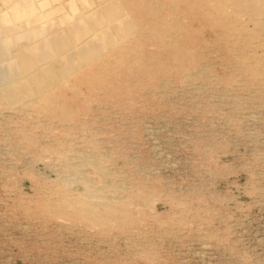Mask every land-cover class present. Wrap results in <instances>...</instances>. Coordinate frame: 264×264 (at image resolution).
<instances>
[{"label":"rangeland","instance_id":"obj_1","mask_svg":"<svg viewBox=\"0 0 264 264\" xmlns=\"http://www.w3.org/2000/svg\"><path fill=\"white\" fill-rule=\"evenodd\" d=\"M0 1L60 29L0 81V264H264V0H105L99 56L63 28L99 0ZM31 49L85 65L36 102Z\"/></svg>","mask_w":264,"mask_h":264},{"label":"bare ground","instance_id":"obj_2","mask_svg":"<svg viewBox=\"0 0 264 264\" xmlns=\"http://www.w3.org/2000/svg\"><path fill=\"white\" fill-rule=\"evenodd\" d=\"M4 1L8 3L7 5L10 7V11L12 10L16 18H23L22 20H24L25 23L30 24L38 23L40 20L42 21V18L47 13L45 11L50 7L49 4L52 2V0ZM104 1L105 0L98 1L99 6H104L103 10L99 11L100 8H98V5L95 6L97 8H94L93 6L89 10H86L87 12L77 15L76 19L80 18V21L71 24L68 27H63L65 29L64 31L69 32L73 38L76 37L77 40L82 39L81 41H77L76 44L82 53L90 52L92 56H99L109 46L117 43L119 38L121 39L122 37L129 35L135 30V23L131 17L126 14L127 12L122 13L114 11L115 8L113 7L118 5V1H111L103 4ZM51 7H54V5ZM70 9L71 12L74 13L77 12L78 7L76 8L71 5ZM252 10H254L252 7L247 8V11L251 12ZM9 15H0V81L12 76V70L15 65V59L13 57L16 52H18L19 56L21 55L27 58L24 51L27 42L30 43L36 40H41L42 38L48 37L51 33L60 30L59 27L55 29L53 26H51V28H23L19 23H13L12 21L15 19L13 17V20L12 17H10L11 15ZM30 15L34 16V18H28ZM16 21L19 22V20ZM112 41L115 42L111 43ZM29 47L31 48L33 46ZM31 50L34 51V54L31 57L32 59L35 55L46 56L49 59L52 58V60L55 59L52 61V64L47 60V62L50 63L48 65L50 67H46L44 70L35 71L38 82L35 81L29 86L35 93L37 92V98L33 100L36 102L44 98L49 90L65 82V72L68 74L75 73L80 67L85 65L81 61L78 62L74 59L72 61H67L68 65L65 66V52L57 54L50 51L46 52L45 50L38 52L35 49ZM258 70H260V68ZM40 76L42 79H45L46 82H42ZM90 157V162L94 164L102 174H104L106 171L100 166L98 159L94 156ZM79 158L85 160V155L81 154L79 155ZM75 169L76 166L73 165L70 170L73 171Z\"/></svg>","mask_w":264,"mask_h":264}]
</instances>
